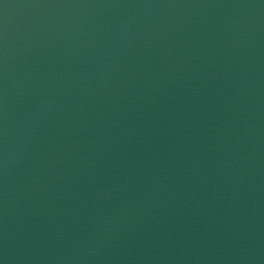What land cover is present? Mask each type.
<instances>
[{
    "label": "water",
    "instance_id": "1",
    "mask_svg": "<svg viewBox=\"0 0 264 264\" xmlns=\"http://www.w3.org/2000/svg\"><path fill=\"white\" fill-rule=\"evenodd\" d=\"M0 264H264V0H0Z\"/></svg>",
    "mask_w": 264,
    "mask_h": 264
}]
</instances>
